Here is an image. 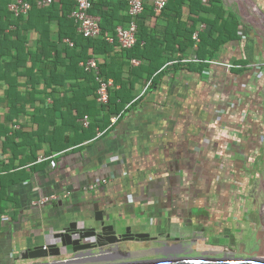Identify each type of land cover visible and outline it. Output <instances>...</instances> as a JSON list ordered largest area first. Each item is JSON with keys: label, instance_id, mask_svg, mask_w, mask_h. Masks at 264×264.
<instances>
[{"label": "crops", "instance_id": "0c3cea01", "mask_svg": "<svg viewBox=\"0 0 264 264\" xmlns=\"http://www.w3.org/2000/svg\"><path fill=\"white\" fill-rule=\"evenodd\" d=\"M113 1L118 4L122 0ZM216 4L222 11H214V4L209 3L206 7L210 12L201 16L214 20L218 13L223 23L235 18L231 29L236 31V39L222 48L216 60L233 64L231 69L207 60L202 73L188 69V64L200 63L193 59H197L198 35L207 30L202 22L196 24L192 35L194 46L184 53L181 63L185 66H178L177 60L166 62L155 79H148L146 74L140 77L139 68L151 64L156 54L147 52L143 60H129L126 51L135 46L125 50L116 42H108L112 50L89 58L97 59L99 67L111 61L120 82L106 80L113 83L109 98L112 91L122 94L117 106L121 110L89 137L88 133L84 134L87 137L72 134L74 145L52 154H47L45 143L40 142L41 147L34 150L25 141L19 160L14 161L16 171L11 169L7 175L14 178V184L5 193L8 201L0 215V264L61 263L69 259L70 255L24 260L20 253L32 241L43 243L60 226L62 216L69 215L70 221L83 215L92 217L98 207L132 233L150 235L149 239L127 242L123 249L132 256L110 264L160 259L170 248L173 255L168 257L174 258H243L259 249L248 243L257 233L264 257V0H221ZM124 6L119 14L129 17L126 26L132 21L137 24L143 13L132 18L127 4ZM145 6V12L154 13L149 0ZM180 18L181 26L190 29L194 25L195 17L187 3ZM148 24L151 36L163 34L167 26L158 16L148 17ZM10 30L16 27H8L7 20L0 19V31ZM50 30L58 39L57 24ZM179 31L182 33L173 36L178 44L169 45L174 51L187 42L186 31ZM20 39L21 33L14 41V55ZM65 39L62 46L74 47ZM40 40L39 32L28 30L26 54L35 53ZM163 57L167 59L169 53ZM8 60L0 61V71ZM85 62L79 63V70L86 71L81 65ZM27 66L37 79L27 84V78L17 77L18 91L22 95L33 93L35 99L32 97V105L15 119L14 129L26 126L27 131L36 130L38 126L32 124L35 115L59 124L57 114L47 115L60 96L53 91L57 88L47 87L41 69L33 67L30 59ZM9 87L0 80V117L8 111L4 97ZM98 132L102 136L97 137ZM66 135L60 144L67 143ZM11 157L7 153L0 160L8 162ZM91 184L98 187L89 190ZM66 192L70 196L59 202L42 207L31 204L41 196Z\"/></svg>", "mask_w": 264, "mask_h": 264}, {"label": "trees", "instance_id": "16d2710c", "mask_svg": "<svg viewBox=\"0 0 264 264\" xmlns=\"http://www.w3.org/2000/svg\"><path fill=\"white\" fill-rule=\"evenodd\" d=\"M12 1L0 0V19H6L8 27L11 24L16 27V30H10L8 33L0 31L2 37L0 40V61L3 58L9 59L3 63L0 80L10 84L4 97L8 111L0 117V153L2 155L12 154L8 162L5 159L0 160V215L3 214L8 201L5 193L14 184V178L7 177V175L10 174L11 169H14L12 172L16 171L14 161L19 160L22 148L27 144H25L26 140L34 150L41 147L40 142L45 143L49 147L47 154H52L64 149L66 146L74 145L75 142L71 138L72 134L89 137L94 134L97 127H101V125L104 127L110 116L118 115L121 110L120 106L119 109L117 108L118 100L122 102V94L119 95L117 92L112 91L107 104L97 103L99 80L106 81L112 78L115 83L120 82L119 75L111 61L107 60L100 66L98 75L94 72H86L82 68L79 70V63L87 61L90 57L97 56V54L112 50V44L106 41L107 36L114 35L119 25L126 26L129 23L128 16L121 18L119 14V11L125 8L124 1H118L116 2L118 4H115L113 0H96L92 4L90 12L101 18V34L98 38H84L77 33L76 24L70 17L75 7L73 0H53L50 5L43 8L38 7L34 0H30L33 5L28 14L17 18L8 10V6ZM186 3L190 7L191 14L195 17L194 25L190 29L179 24L182 22L180 20L181 9ZM210 3L214 4V11H217L219 6L216 3H221V0H210ZM206 6L200 0H169L161 15H156L152 11L145 12L147 7H144L145 13L143 12L137 21V43L133 49L126 51L129 60L135 58L143 60L147 52L156 54V59L151 64L139 68L140 77L146 74L148 79H155L156 75L162 73L160 70L166 62L172 60H177L178 66L184 67L185 65L181 62L185 57L184 53L187 48L195 44L192 35L198 22L207 25V30L198 35L200 41L196 57L200 63H197V65L188 64V69L192 72L202 73L207 67L204 63L206 60H218L222 48L236 39V31L231 29L236 21L234 17H231L229 22L223 23L222 16L218 13L214 20L203 19L201 14L210 12ZM150 16H158L159 19L167 22L163 34L151 36L148 24V17ZM53 24L58 26V39H55L51 33L50 28ZM30 29L39 32L41 40L37 51L28 55L25 52L24 41L25 33ZM179 29L186 31L187 34L184 33V35L187 37V42L179 44V49L174 51L169 45L176 46L178 44L173 36L182 33ZM19 33H21V39L18 41L17 53L14 55L12 54V48ZM65 38L73 42L74 47L62 46ZM97 46H101L102 49H97ZM165 52H168L170 57L164 60ZM28 59L32 61L33 67L37 66L41 69V76L47 87L55 86L57 90L53 88V91H56L54 93L60 95L57 100L55 99L52 109L47 112L48 116L56 117L57 114L60 123L54 124L46 121L45 117L35 115L32 124L36 123L38 127L32 131L25 130L26 126L14 129L15 119L26 112L27 105H32L34 101L31 100L32 97L35 99L33 93L22 95L18 91L16 81L17 77H25L27 78V84H29L37 79V75L33 74L32 69L27 66ZM22 68L24 71L20 72ZM135 71L137 69L132 73L135 74ZM54 93H52V96ZM85 115L90 118L87 129L80 124V119ZM86 133H88L87 136L84 135ZM66 134L69 135L67 143L60 144L67 136Z\"/></svg>", "mask_w": 264, "mask_h": 264}, {"label": "water", "instance_id": "95a60500", "mask_svg": "<svg viewBox=\"0 0 264 264\" xmlns=\"http://www.w3.org/2000/svg\"><path fill=\"white\" fill-rule=\"evenodd\" d=\"M264 182V175H263ZM69 215L60 219V226L54 233H50L43 243L32 241L21 250L20 258L24 260H39L47 258H61L70 255L69 259L61 263L40 264H110L114 262V252L129 241L149 239V234L132 233L130 228L119 224L104 210L94 211V215H83L73 221ZM259 233L254 234L248 243L259 249L243 258H215V257H168L173 255V249H165L162 258L154 260H140L113 264H264L261 257Z\"/></svg>", "mask_w": 264, "mask_h": 264}, {"label": "built area", "instance_id": "2783aa9c", "mask_svg": "<svg viewBox=\"0 0 264 264\" xmlns=\"http://www.w3.org/2000/svg\"><path fill=\"white\" fill-rule=\"evenodd\" d=\"M96 0H74L75 8L71 13L72 19L77 24L78 33L82 35L84 38H95L101 34V18L99 16L91 14L90 10L93 2ZM127 4L128 13L132 18H136L144 11V4L146 0H122ZM153 4L154 13L156 15H161L169 0H149ZM202 4L207 5L210 3V0H200ZM53 0H34V3L38 7H45L50 5ZM33 3L30 0H13L9 6L8 10L14 17H20L27 15L30 11ZM137 24L132 21L128 26H118L116 28L114 35L107 36L106 40L109 43H117L122 49H131L137 43ZM197 39V34L194 36ZM64 42L68 43L70 46H73V43L67 39ZM194 62H199L198 59H193ZM210 64H216L226 67L227 69H231L235 67L233 64L221 63L218 61H207ZM133 63H137V61L133 60ZM82 67L88 72H94L97 75L99 74L100 67L97 59H89L85 63L81 64ZM264 67V63L262 64ZM113 83L111 80L108 81H99L98 88V103L105 105L109 101V89L112 87ZM150 83L148 84V86ZM147 86V87H148ZM80 124L84 128H88L90 124V118L88 115H85L80 119ZM102 132H98L97 137L102 136ZM0 153V157H1ZM40 158L39 160H41ZM107 181L104 180L103 183ZM98 187V184H91L88 189L94 190ZM70 196L69 192L66 193H54L50 195L41 196L38 199L32 201V205L35 207H42L49 203L59 202Z\"/></svg>", "mask_w": 264, "mask_h": 264}, {"label": "flooded vegetation", "instance_id": "af4514ba", "mask_svg": "<svg viewBox=\"0 0 264 264\" xmlns=\"http://www.w3.org/2000/svg\"><path fill=\"white\" fill-rule=\"evenodd\" d=\"M132 254L131 253H127L124 251L123 249V246H120L119 248H117L114 252V257L113 259H120V258H127V257H131ZM174 258V257H173ZM176 258V257H175ZM224 258H232V257H225ZM154 260V259H153ZM148 261V260H147ZM123 262H135V261H132V260H129V261H122L120 263H123Z\"/></svg>", "mask_w": 264, "mask_h": 264}]
</instances>
